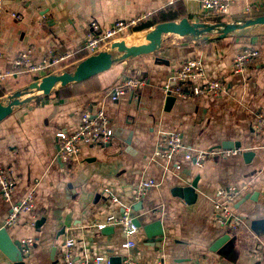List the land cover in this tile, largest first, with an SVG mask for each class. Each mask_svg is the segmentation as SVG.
Here are the masks:
<instances>
[{
	"label": "crops",
	"instance_id": "1",
	"mask_svg": "<svg viewBox=\"0 0 264 264\" xmlns=\"http://www.w3.org/2000/svg\"><path fill=\"white\" fill-rule=\"evenodd\" d=\"M200 1L0 0L3 70L12 71L18 53L26 48H32L34 63L50 54L69 55L51 68L7 76L0 83V101L44 76L76 68L86 57L82 48L93 20L107 27L144 17L141 24L161 12L172 18L176 2L193 22L232 23L264 15V0H234L224 14H205ZM216 35L206 39L164 34L153 52L117 62L87 81L70 83L74 93L69 97L38 94L0 123V163L16 179L12 201L0 194V229L12 204L35 191L33 209L21 212L18 224L7 228L11 240H35L31 253L23 257L25 264H65L60 254L68 237L75 238L77 255H108L116 263L130 254L135 264H264V134L253 128L255 116L264 114V25L250 27L242 35L235 31L222 41ZM246 47L260 49L257 65L234 73L233 58ZM195 58L203 60L209 76L224 78L227 92L219 97H179L166 110L164 84L182 62ZM131 77L146 79L138 96L128 92L112 101L114 88ZM61 88L58 84L52 92ZM101 105L114 128L113 140L102 146L82 145L79 159L66 170L56 131H74L85 108L95 111ZM171 131L180 132L186 145L205 149L230 141L239 144L235 148L242 153L209 160L203 168L181 153L167 160L155 152L161 135ZM146 178H154L156 185L134 204L136 185ZM193 183V202L174 192ZM240 184H248V189L233 206L242 220L234 231L217 222L213 202L219 188ZM105 188L119 202L103 195ZM126 206H134L139 227L136 246L130 250L123 248L126 236L120 225L97 227L109 216L122 215ZM16 252L15 245L0 247V264H15Z\"/></svg>",
	"mask_w": 264,
	"mask_h": 264
},
{
	"label": "built area",
	"instance_id": "2",
	"mask_svg": "<svg viewBox=\"0 0 264 264\" xmlns=\"http://www.w3.org/2000/svg\"><path fill=\"white\" fill-rule=\"evenodd\" d=\"M234 0H201V9L205 14H224L229 10L230 3ZM246 10L252 11V6H247ZM144 17H137L132 20H118L105 27L100 22L93 20L90 22V32L82 50L86 57L98 54L106 50L113 42L125 39V34L137 26ZM260 49L246 47L238 52L232 61V71L239 73L251 65H257L260 57ZM54 54L46 56L42 62L34 63L32 60V48L21 50L13 62V70L6 71L0 67V83L11 74H21L23 72H37L42 69L51 68L53 65L66 60L69 55L54 57ZM85 57V58H86ZM1 58V53H0ZM144 77H131L116 86L110 95L112 101H118L128 92L136 93L144 86ZM166 95H173L176 98L195 99L202 95L222 96L228 90L227 82L222 77L209 76L201 58L188 59L181 63L174 75L163 86ZM253 128L256 133L264 134V114H258L253 121ZM115 135L114 128L110 124V119L106 114L104 105L97 110L90 107L85 108L80 116L78 127L74 131L59 129L56 131V142L58 154L66 170H71L72 166L81 155L82 145L102 146L109 144ZM183 154V157L192 162L195 166L203 168L209 160L225 159L238 156L242 153L240 148H226L223 146L213 148H200L197 145H186L180 132H164L157 144L155 154L167 160H172L176 155ZM176 164V168H180ZM156 185L154 178H146L139 181L135 188L134 204L146 195V192ZM16 189V179L10 168L0 163V194L7 201H12ZM248 189V184L230 185L219 188L213 207L216 213L217 222L237 231L242 225V220L234 213L233 206L238 198ZM106 197H110L114 202H119V198L111 193L109 188L104 189ZM35 191L28 192L26 197L20 202L12 204L11 212L6 219L5 227L15 226L19 221V214L23 211H31L34 207ZM134 206H126L122 215H112L97 227L103 229L109 224L120 225L126 236L123 248L130 250L136 246L134 236L138 231L133 214ZM20 253L23 257L28 256L35 240L33 238L24 239ZM61 258L65 264H113L112 258L108 255H95L85 253L77 255L76 240L68 237L61 249ZM121 264H135L132 256L126 254Z\"/></svg>",
	"mask_w": 264,
	"mask_h": 264
},
{
	"label": "water",
	"instance_id": "3",
	"mask_svg": "<svg viewBox=\"0 0 264 264\" xmlns=\"http://www.w3.org/2000/svg\"><path fill=\"white\" fill-rule=\"evenodd\" d=\"M256 25H264V15L232 23L193 22L187 17H183L179 21L173 20L160 22L146 32L145 38L148 41L147 43L129 45L126 40L113 42L106 50L86 57L78 64L74 71H65L60 74H49L44 76L41 80L32 82L24 89L15 91L8 96L6 102L0 101V123L12 114L15 107L32 101L38 94L49 95L58 84L66 86L70 83L85 81L100 72L110 69L111 66L117 62L153 52L160 46L164 34L174 33L180 36L190 35L195 38L204 37L209 39L212 34L216 33L219 38L223 39L235 31H239V34L242 35L247 29ZM114 51H118L121 54L119 56H114ZM175 101V96L167 95L165 109L170 110ZM238 145L239 144H236L235 142L228 141L224 142L222 146L232 148ZM249 154L250 153H248V155ZM195 188L196 184L193 183L185 188L177 187L174 192L179 196L185 195L188 201L193 202L196 199ZM135 223H137L136 218ZM4 238L7 239V242H4ZM225 238L226 236L221 237L215 243L214 249L220 246ZM5 245H15L18 256H14L12 259L15 261V264H25L23 256L20 253L22 243L11 240L8 235L7 227L4 226L0 229V247H4ZM15 258H18L19 260L17 261ZM117 259H120L119 263H116V258H113V264H121L122 259Z\"/></svg>",
	"mask_w": 264,
	"mask_h": 264
},
{
	"label": "trees",
	"instance_id": "4",
	"mask_svg": "<svg viewBox=\"0 0 264 264\" xmlns=\"http://www.w3.org/2000/svg\"><path fill=\"white\" fill-rule=\"evenodd\" d=\"M178 3H179V2H176V3H174V5H173V8L176 10V12H175V14H174V16H173L172 18L166 17V16H165L164 14H162V12H161L158 16H154V17L152 18V20H150V21H148V22L141 23V24L139 23V24L135 27L134 31L145 30V29H148V28H150V27H152V26H154V25H156V24H158V23H160V22H164V21H169V20L177 19V18H180V17H183V16H184V17H187V16H188L189 18H192L190 15L187 14V12H186L183 8H181V6H179L178 8H176ZM216 36H217V37H216V40H217V41H222V40H223V39L219 38L218 35H216ZM93 77H94V76H93ZM91 78H92V77H91ZM91 78H89V79H91ZM89 79H87V80H89ZM87 80H85V81H87ZM81 82H84V81L74 82V83H72V84H75V83H81ZM68 85H70V84H68ZM68 85L63 86V88H61V89H59V90H57V91H55V92H52V93H50V94L47 95V96H51V97L59 98V97H69V96L73 95L74 91H73L72 89H70Z\"/></svg>",
	"mask_w": 264,
	"mask_h": 264
},
{
	"label": "rangeland",
	"instance_id": "5",
	"mask_svg": "<svg viewBox=\"0 0 264 264\" xmlns=\"http://www.w3.org/2000/svg\"><path fill=\"white\" fill-rule=\"evenodd\" d=\"M135 27H136V26H135ZM135 27H134L133 29H130V30L125 34V35H126L125 38L128 37L130 34H132V33L135 32V31H134ZM146 32H147V31L145 30V32H138V31H136V33H135V34H141V33L143 34L144 37H143V40H142V41H141V40H138V38H129V39L126 40V42H127L129 45H133L134 43H137V42H139V41H141L140 43H143V42H144V43H147L148 41H147L146 38H145V34H146ZM135 34H134V35H135ZM215 35H216V33L212 34V36H215ZM132 36H133V35H132ZM132 36H131V37H132ZM137 44H139V43H137ZM74 69H75V68H72L70 71H74Z\"/></svg>",
	"mask_w": 264,
	"mask_h": 264
},
{
	"label": "bare ground",
	"instance_id": "6",
	"mask_svg": "<svg viewBox=\"0 0 264 264\" xmlns=\"http://www.w3.org/2000/svg\"><path fill=\"white\" fill-rule=\"evenodd\" d=\"M136 33V31L134 32V33H132V34H130L128 37H126L124 40H127V39H129V38H138V40H143V34L141 33V34H135ZM135 34V35H134ZM133 35V36H132ZM132 36V37H131Z\"/></svg>",
	"mask_w": 264,
	"mask_h": 264
}]
</instances>
